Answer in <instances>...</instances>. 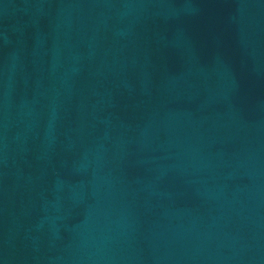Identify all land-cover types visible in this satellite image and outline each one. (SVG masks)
<instances>
[{"label": "water", "instance_id": "95a60500", "mask_svg": "<svg viewBox=\"0 0 264 264\" xmlns=\"http://www.w3.org/2000/svg\"><path fill=\"white\" fill-rule=\"evenodd\" d=\"M0 264H264V0H0Z\"/></svg>", "mask_w": 264, "mask_h": 264}]
</instances>
